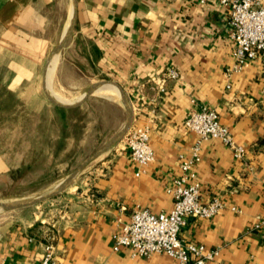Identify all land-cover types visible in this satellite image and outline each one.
<instances>
[{"label":"crops","instance_id":"obj_1","mask_svg":"<svg viewBox=\"0 0 264 264\" xmlns=\"http://www.w3.org/2000/svg\"><path fill=\"white\" fill-rule=\"evenodd\" d=\"M228 21L227 9L207 0H0L4 90L21 100L35 90L45 108L73 112L100 86L124 94L123 126L112 121L103 129L107 116L97 101L88 102L89 132L108 138L72 174L114 149L109 165L92 168L72 198L57 201L69 206V215L19 219L0 228V264H40L47 245L58 264H174L161 254L138 258L126 248L114 251L112 236L137 208L154 214L172 208L165 190L180 175L179 156L196 141L183 122L200 106L216 112L246 154L237 162L219 141L202 143L194 168L202 200L218 197L224 208L210 220L186 218L179 237L186 244L220 248L208 264H264V229L251 230L256 217H264V83L257 60L226 78L234 64ZM169 69L176 79L166 77ZM46 91L63 98L81 95L68 105L55 100L68 106L61 107ZM134 125L150 128L154 160L142 172L120 146ZM10 168L0 155V175Z\"/></svg>","mask_w":264,"mask_h":264},{"label":"built area","instance_id":"obj_2","mask_svg":"<svg viewBox=\"0 0 264 264\" xmlns=\"http://www.w3.org/2000/svg\"><path fill=\"white\" fill-rule=\"evenodd\" d=\"M206 0H200L204 3ZM228 11V24L233 41V66L226 72V78L238 73L253 61L261 65V80L264 83V1L262 0H207ZM169 79H176L177 72L169 69ZM230 86L226 85V89ZM264 92V89H262ZM183 126L196 136L195 143L187 155L179 156L180 175L165 192L172 198V208L167 213L154 214L145 208H137L130 215L129 222L112 236L114 251L129 249L132 257L149 258L154 254L165 255L174 264H208L217 259L220 248H208L201 244H186L180 237L181 228L188 217L210 220L218 215L224 204L218 197L202 200V188L194 168L201 161V145L206 140H216L224 145L235 161H242L246 151L237 145L229 129L220 124L216 112L200 106L195 112L186 115ZM148 126H131L122 139V150L130 162L139 170L154 160L149 144ZM142 172V170H141ZM140 172L136 173L138 176ZM232 211L238 212L234 207ZM264 229V217H256L251 230ZM40 264H58L53 257L51 245L45 247Z\"/></svg>","mask_w":264,"mask_h":264},{"label":"rangeland","instance_id":"obj_3","mask_svg":"<svg viewBox=\"0 0 264 264\" xmlns=\"http://www.w3.org/2000/svg\"><path fill=\"white\" fill-rule=\"evenodd\" d=\"M52 71L50 68V75ZM50 75L46 87L48 89ZM69 80L79 81L73 78ZM86 83L92 87L101 84L100 81H97V85L94 84L95 81ZM81 85L82 88L85 86L83 81ZM100 87L97 89L104 90ZM96 90L86 100V104L73 112L53 106L45 108L42 105V95L35 90L21 100L18 95L4 90L0 83V155L11 167L7 173L0 175V203H13L48 195L106 143L108 137L105 134L95 135L93 131L89 132L90 100L97 101L98 111L103 117L107 116V119L102 120L103 129L109 128L112 121L124 125V113L120 110L124 94L117 89L120 94L116 92L114 95L118 98L108 100L94 96ZM46 94L49 99L67 105L76 103L75 99L81 95L69 93L60 98L61 96L52 92ZM120 146H123L122 142ZM114 154V149L108 150L91 161L70 185L50 199L26 208L0 211V228L19 219L54 220L65 213L69 215V206L63 207L57 201L72 198L79 191V188L74 190V187L80 186L92 168L109 165L108 162Z\"/></svg>","mask_w":264,"mask_h":264},{"label":"water","instance_id":"obj_4","mask_svg":"<svg viewBox=\"0 0 264 264\" xmlns=\"http://www.w3.org/2000/svg\"><path fill=\"white\" fill-rule=\"evenodd\" d=\"M74 4L76 3V0H73ZM74 22V21H73ZM73 22L70 25V28L66 34V36L64 37L62 43L58 46L56 52L54 55L58 54L61 49L63 48L64 43L66 42V40L68 39L72 29H73ZM50 63V60H49ZM48 64V63H47ZM107 85H109V83H107ZM90 94V92H88L85 97H87ZM83 97V98H85ZM52 101V100H51ZM55 105L57 106H61V107H68L66 105H61L60 103H56L54 101H52ZM76 173L71 174L69 177H67L65 180H63L51 193H49L46 196L43 197H37V198H32V199H26V200H22V201H17V202H13V203H0V211H13L16 209H20V208H26V207H30V206H34L37 205L47 199H50L51 197H53L55 194L59 193L61 190H63L66 185L76 176Z\"/></svg>","mask_w":264,"mask_h":264},{"label":"bare ground","instance_id":"obj_5","mask_svg":"<svg viewBox=\"0 0 264 264\" xmlns=\"http://www.w3.org/2000/svg\"><path fill=\"white\" fill-rule=\"evenodd\" d=\"M57 60V59H56ZM50 68H51V70H54V60H53V62L50 64ZM112 85V84H111ZM114 86V85H113ZM115 87V86H114ZM116 89H117V87H115ZM61 89V88H60ZM96 90V89H95ZM63 92V91H62ZM94 92V91H93ZM64 94V93H63ZM95 94L97 95V96H101V97H105V98H107V99H113V98H118L117 97V95H114V94H116V91L112 88V87H108L107 89H104V90H99V89H97L96 90V92H95ZM72 96V95H71ZM69 97V96H68ZM68 97H66V98H68ZM60 98H63L62 96L60 97ZM71 98V97H70ZM51 99V98H50ZM52 100V99H51ZM52 101H54V100H52ZM54 102H56V101H54ZM57 104H58V102H56Z\"/></svg>","mask_w":264,"mask_h":264}]
</instances>
